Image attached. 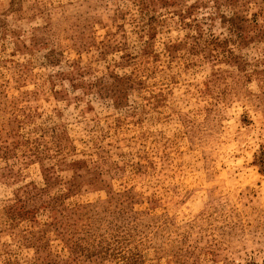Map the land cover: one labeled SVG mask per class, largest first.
Returning <instances> with one entry per match:
<instances>
[{
  "label": "rangeland",
  "instance_id": "rangeland-1",
  "mask_svg": "<svg viewBox=\"0 0 264 264\" xmlns=\"http://www.w3.org/2000/svg\"><path fill=\"white\" fill-rule=\"evenodd\" d=\"M0 264H264V0H0Z\"/></svg>",
  "mask_w": 264,
  "mask_h": 264
}]
</instances>
